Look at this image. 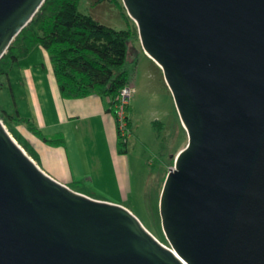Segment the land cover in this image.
Here are the masks:
<instances>
[{
    "label": "water",
    "instance_id": "1",
    "mask_svg": "<svg viewBox=\"0 0 264 264\" xmlns=\"http://www.w3.org/2000/svg\"><path fill=\"white\" fill-rule=\"evenodd\" d=\"M45 0H0V59ZM187 133L159 198L127 207L45 173L0 118V264H264V0H122Z\"/></svg>",
    "mask_w": 264,
    "mask_h": 264
},
{
    "label": "crops",
    "instance_id": "2",
    "mask_svg": "<svg viewBox=\"0 0 264 264\" xmlns=\"http://www.w3.org/2000/svg\"><path fill=\"white\" fill-rule=\"evenodd\" d=\"M39 55L42 59L31 63L20 58L7 75L0 76V94L2 90L9 91L15 112L29 118L44 135L60 134L64 139L63 145L55 146L36 137L40 145L35 148V162L75 191L128 208L125 199L132 187L135 162L129 161V147L124 154L118 151L116 123L110 110L112 98L97 94L75 99L61 97L47 52L42 49ZM127 117L131 127L129 113ZM88 187L92 191L112 188L120 192V199L83 191Z\"/></svg>",
    "mask_w": 264,
    "mask_h": 264
},
{
    "label": "trees",
    "instance_id": "3",
    "mask_svg": "<svg viewBox=\"0 0 264 264\" xmlns=\"http://www.w3.org/2000/svg\"><path fill=\"white\" fill-rule=\"evenodd\" d=\"M88 1L92 7L100 3L114 6L124 17L127 27L116 29L100 23L79 9L81 0H45L31 23L22 29L0 59V76L7 75L14 63L39 45L50 57L61 97L110 96V110L115 117L119 91L130 83L128 69L137 60L138 52L133 44L137 29L129 25L130 17L123 12L124 6L119 0ZM6 115L0 108V118ZM7 116L17 123H24L46 144H64L60 134L44 135L29 118L20 116L17 111ZM157 125L153 122L154 127ZM117 146L119 153H126L127 139L118 132Z\"/></svg>",
    "mask_w": 264,
    "mask_h": 264
},
{
    "label": "rangeland",
    "instance_id": "4",
    "mask_svg": "<svg viewBox=\"0 0 264 264\" xmlns=\"http://www.w3.org/2000/svg\"><path fill=\"white\" fill-rule=\"evenodd\" d=\"M119 1L122 3V0ZM79 9L105 25L116 29L127 27L122 14L109 3H100L92 7L89 6L88 0H81ZM123 12L126 13L125 8ZM129 25L136 27L131 18ZM32 27L36 28L35 25ZM133 44L138 53L137 60L128 69L133 91L130 97L131 110L127 112L131 127L126 139L129 147L128 158L130 162H135V167L132 169V187L125 199V205L156 239L169 246L161 225L159 198L164 179L169 168L173 166L174 157L186 145L188 138L161 67L143 51L138 33ZM41 50L42 48L37 45L22 61L27 63L39 61ZM47 60L50 61L49 56ZM10 99L9 91L2 90L0 108L6 106L8 110H4L7 115H13L15 112ZM7 115L1 119L7 130L27 154L36 160L35 148L40 145V140L24 123H17ZM153 122L158 123L157 127L153 126ZM143 162L146 166L142 165ZM83 191L104 198L120 199V192L112 188H98L92 191L88 187Z\"/></svg>",
    "mask_w": 264,
    "mask_h": 264
},
{
    "label": "built area",
    "instance_id": "5",
    "mask_svg": "<svg viewBox=\"0 0 264 264\" xmlns=\"http://www.w3.org/2000/svg\"><path fill=\"white\" fill-rule=\"evenodd\" d=\"M133 91L132 86L129 84L125 85L118 94L117 103L115 105V123L117 132L123 136L127 137L130 132L129 121L127 117L126 107L130 103L131 93Z\"/></svg>",
    "mask_w": 264,
    "mask_h": 264
}]
</instances>
